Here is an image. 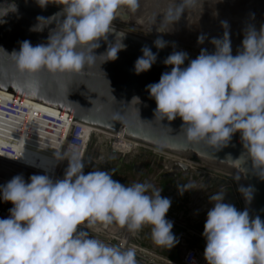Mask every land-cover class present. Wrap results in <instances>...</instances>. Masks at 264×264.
Returning a JSON list of instances; mask_svg holds the SVG:
<instances>
[{
	"label": "clouds",
	"instance_id": "clouds-1",
	"mask_svg": "<svg viewBox=\"0 0 264 264\" xmlns=\"http://www.w3.org/2000/svg\"><path fill=\"white\" fill-rule=\"evenodd\" d=\"M37 3L44 8L50 2ZM63 4L57 14L62 19L47 43L33 46L24 40L19 51L12 52L21 73H81L95 63L100 42L116 32L119 12L126 9L134 14L140 8V0H63ZM195 4L196 0H181L168 10L167 18L179 21L185 8ZM221 27L223 37L210 41L214 52L202 49L182 67L188 54L174 50L163 61L171 71L146 90L156 102L154 117L168 122L181 119V130L191 144L205 143L218 152L240 133L252 172L264 179V26L259 31L254 26L245 29L236 55L228 22L221 21ZM122 41L109 44L105 54L110 60L126 49ZM203 42L204 37H198V43ZM168 43L162 36L154 41L158 50ZM141 51L135 62L137 75L149 71L158 55L147 45ZM55 158L64 160L60 153ZM67 161L63 179L32 175L26 182L21 174L0 186V198L13 205L9 218L0 219V264H138L134 247L121 249L91 238L85 229L98 224L117 225L132 234L148 226L156 246L171 250L178 244L173 223L166 219L171 200L161 196L162 190L149 182L121 184L113 179V171L85 174L86 162L78 153ZM234 179L238 182L240 174ZM177 188L181 195L192 190L190 185ZM237 190L250 204L254 189L241 185ZM225 195L222 190L209 196L214 206L204 224L205 261L264 264V221L251 217L247 207L239 211L224 202Z\"/></svg>",
	"mask_w": 264,
	"mask_h": 264
},
{
	"label": "water",
	"instance_id": "water-1",
	"mask_svg": "<svg viewBox=\"0 0 264 264\" xmlns=\"http://www.w3.org/2000/svg\"><path fill=\"white\" fill-rule=\"evenodd\" d=\"M62 10L49 4L41 8L37 0H0V91L70 114L75 122L108 134L116 135L124 130L125 138L129 141L234 178L239 173L237 188L243 185L254 189L253 199L248 205L239 193L244 210L247 207L251 217L259 216L264 221V179L252 172L251 160L240 133L234 134L229 145L217 152L205 143L187 142L181 130V119L168 122L161 121L159 116L154 117L156 102L150 98L147 86L158 83L162 73L171 71V67L165 66L163 61L174 50H182L171 46L158 50L154 40L115 27L116 32L108 37L107 42L101 41L96 49L95 63L86 66L79 74L42 70L38 74L28 75L18 70L12 52H18L24 40L30 41L33 46L47 43L50 32L62 19V14L57 16ZM38 17H44L47 21H38ZM123 19H128V16L124 14ZM121 41L126 49L118 53L116 60H110L105 54L109 44H119ZM145 45L154 54L158 53L157 60L149 71L137 75L135 62L142 56L141 48ZM186 53L188 60L182 67H187L197 57ZM118 160L114 180L125 157L120 156ZM174 167L189 172L186 165L176 163ZM222 190L226 192L224 202L237 208L235 192L228 182L213 179L207 192L214 194Z\"/></svg>",
	"mask_w": 264,
	"mask_h": 264
},
{
	"label": "rangeland",
	"instance_id": "rangeland-1",
	"mask_svg": "<svg viewBox=\"0 0 264 264\" xmlns=\"http://www.w3.org/2000/svg\"><path fill=\"white\" fill-rule=\"evenodd\" d=\"M49 5L63 9V0H49ZM181 0H140L139 10L132 14L126 9H122L118 14V19L114 21V26L126 32L136 34L151 40H156L162 36L168 41V46L199 55L202 49L209 53L215 51L214 45L210 42L212 38H222L224 29L221 21H227L232 46V54L236 55L241 49L244 31L248 26H254L257 31L264 26V0H196V4L186 7L179 21H170L167 18L168 10L174 8ZM251 13H249V12ZM248 13V14H247ZM124 14L128 19H123ZM261 16L262 19L253 15ZM258 14V15H257ZM243 22V24L241 23ZM242 24V25H241ZM203 36L204 42L198 43V37ZM242 38V39H240ZM32 126L36 148L44 150L48 148V141L55 144L54 136L57 132L55 126L49 127L38 123L27 121L26 127ZM47 144H46V143ZM96 143L92 145L91 152ZM53 145V144H52ZM90 152V153H91ZM99 152L103 156L99 162H94L91 154L86 159L84 168L85 174L92 170L113 171L118 165V157L113 154L111 146L105 143L99 147ZM30 155V158H39L37 155ZM160 165L151 167L150 160L140 164L135 157H128L121 167L117 181L121 184L131 185L136 182H149L156 189H160L161 196L171 200V207L166 215V219L173 223L172 232L178 239V244L171 250L163 249L153 243L151 229L146 226L140 231L141 242L148 248L161 253L172 260H179L187 247L199 246L205 248L206 243L188 233L189 229L204 232V224L209 210L208 201H199L200 215L194 212L195 193L197 188L192 184L189 177L182 178L176 182L169 172L160 173ZM114 177V175H113ZM197 180V177H194ZM190 185L192 190L181 195L177 186ZM196 185V184H195ZM205 206H207L205 208ZM198 218V219H197Z\"/></svg>",
	"mask_w": 264,
	"mask_h": 264
},
{
	"label": "built area",
	"instance_id": "built-area-1",
	"mask_svg": "<svg viewBox=\"0 0 264 264\" xmlns=\"http://www.w3.org/2000/svg\"><path fill=\"white\" fill-rule=\"evenodd\" d=\"M63 115L66 116L63 121L52 119L39 110L23 107L14 102L2 104L0 99V186L5 185L14 176L21 174L26 182H30L29 178L32 175L47 174L53 180L63 179L68 167L67 160L71 159L74 153L80 154L84 161L91 154L94 162H99L104 159L99 152L101 145L108 143L111 149H113L116 143L121 145L130 143L133 145L132 152L120 155L112 150L113 153H116L117 157H125V160L128 157H135L140 164L150 160L152 168L159 165L162 167L163 170L160 169V173L166 171L173 175L181 171L174 167L176 163L188 166L189 173L193 179L192 184L197 188L196 195H199L200 202L208 201L210 209L214 206L209 201V196L212 194L207 192L211 180L219 179L226 181L235 192L238 201L237 210H244V205L233 176L129 141L125 138L124 130H120L118 134L112 135L75 122L73 116L70 114L63 113ZM28 120L47 127L50 125L55 126L57 128L54 136L55 144L48 141L51 143L47 146L48 148H44V150L36 148V145L32 143L35 138L31 134L33 128L31 125L28 128L26 127ZM94 142L96 144L91 152L90 150ZM56 153H60L64 160L57 161L55 158ZM28 154L37 155L39 158H30ZM194 177L198 179L195 180ZM194 202L195 205L192 206L194 212L196 215H200V211L204 210V208L202 210L198 208L200 207L198 197L196 198L195 196ZM12 207L11 203H6L0 198V219L9 218V210ZM209 210L205 209L204 211L208 212ZM85 230L88 231L91 238L98 239L105 244L119 246L121 249L134 247L137 253L138 264H207L204 259L205 248L202 249L199 246L187 247L179 260H172L146 247L141 242L138 233L132 234L117 225L104 227L98 224L93 229ZM188 233L206 243L203 231L189 229Z\"/></svg>",
	"mask_w": 264,
	"mask_h": 264
},
{
	"label": "bare ground",
	"instance_id": "bare-ground-1",
	"mask_svg": "<svg viewBox=\"0 0 264 264\" xmlns=\"http://www.w3.org/2000/svg\"><path fill=\"white\" fill-rule=\"evenodd\" d=\"M249 13H251V12H249ZM254 16H256V14L253 15V17ZM258 17H259V19H262L261 16H258ZM258 17L256 16L253 19L258 18ZM241 23L243 24V22H241ZM240 39H242V38H240ZM240 41H242V40H240ZM0 99H1V103L2 104H7L9 102H14V103L19 104V105H21L23 107H28L30 109L39 110V111H41L42 113H44L45 115H47L48 117H50L52 119L62 120L63 121L65 119L64 117H66V116L63 115V113H61L59 111L52 110V109H50L48 107L33 103L31 101H27V100H24V99H20V98L14 97L11 94H8V93L3 92V91H0ZM112 150L115 151L117 154L126 155V154L132 152L133 145L130 144V143L124 144V145L116 143Z\"/></svg>",
	"mask_w": 264,
	"mask_h": 264
},
{
	"label": "crops",
	"instance_id": "crops-1",
	"mask_svg": "<svg viewBox=\"0 0 264 264\" xmlns=\"http://www.w3.org/2000/svg\"><path fill=\"white\" fill-rule=\"evenodd\" d=\"M186 177H189L191 179V181L193 180L192 179V175L189 172L186 173V172H183V171H179V172L173 174V178H174V180L176 182H178L180 179L186 178ZM211 194H213V193H211ZM195 196H196V198L198 197L199 201L201 200L199 198V195H196V193H195Z\"/></svg>",
	"mask_w": 264,
	"mask_h": 264
}]
</instances>
